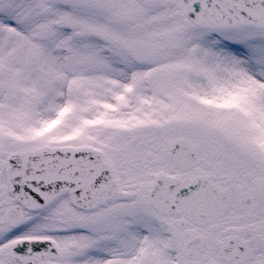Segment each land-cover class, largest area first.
I'll return each mask as SVG.
<instances>
[{"label":"snow or ice","instance_id":"1","mask_svg":"<svg viewBox=\"0 0 264 264\" xmlns=\"http://www.w3.org/2000/svg\"><path fill=\"white\" fill-rule=\"evenodd\" d=\"M0 264H264V0H0Z\"/></svg>","mask_w":264,"mask_h":264}]
</instances>
